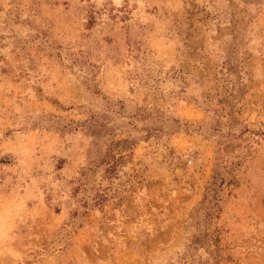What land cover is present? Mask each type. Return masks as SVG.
Here are the masks:
<instances>
[{
	"label": "rangeland",
	"instance_id": "rangeland-1",
	"mask_svg": "<svg viewBox=\"0 0 264 264\" xmlns=\"http://www.w3.org/2000/svg\"><path fill=\"white\" fill-rule=\"evenodd\" d=\"M0 264H264V0H0Z\"/></svg>",
	"mask_w": 264,
	"mask_h": 264
},
{
	"label": "trees",
	"instance_id": "trees-1",
	"mask_svg": "<svg viewBox=\"0 0 264 264\" xmlns=\"http://www.w3.org/2000/svg\"><path fill=\"white\" fill-rule=\"evenodd\" d=\"M214 184H215V181H214V183L212 185H214Z\"/></svg>",
	"mask_w": 264,
	"mask_h": 264
}]
</instances>
